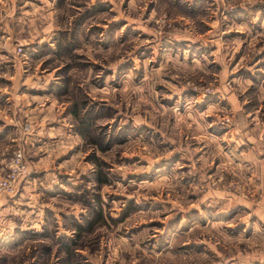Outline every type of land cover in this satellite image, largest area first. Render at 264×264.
<instances>
[{
	"label": "rangeland",
	"instance_id": "374dc122",
	"mask_svg": "<svg viewBox=\"0 0 264 264\" xmlns=\"http://www.w3.org/2000/svg\"><path fill=\"white\" fill-rule=\"evenodd\" d=\"M12 2L3 87L52 91L73 166L11 264H60L62 243L69 264H264V0Z\"/></svg>",
	"mask_w": 264,
	"mask_h": 264
},
{
	"label": "crops",
	"instance_id": "0c3cea01",
	"mask_svg": "<svg viewBox=\"0 0 264 264\" xmlns=\"http://www.w3.org/2000/svg\"><path fill=\"white\" fill-rule=\"evenodd\" d=\"M12 1H14L16 8L19 9V7L22 6V11L26 4L30 7L32 2L37 3L38 0H0V8L4 10H6V8L9 9V2L12 4ZM49 1L56 2L57 0H48V2ZM24 13L26 12L23 11V14ZM6 15L7 18L5 19L7 23L10 14ZM3 31L5 32V30ZM0 58V64H2L4 63L6 55L4 56L1 53ZM4 74L6 73H0V173L2 165L6 161L10 151L9 147L16 142L23 147V159L27 170H29V167L31 168L30 177H27L29 175L28 171V175L18 180L15 191L11 195H7L11 196V198L15 197L11 199L12 201H7L5 196H0V259L2 258L0 264H11L12 260L18 256V254L13 253L18 252L17 250H10V248L6 247L10 244L15 245L20 240L22 242L28 241L30 238H32L34 242H40L41 240V228H39V230L35 229V225L40 227L39 224L42 222L44 223V221L41 222L40 220V212L43 211V209H40L42 204L39 202L37 193L42 192V190H52L57 187L69 189L67 182L71 176L70 168L73 165H71L69 159L57 160V152L62 151L57 145L59 144L62 146L61 144H64V142H70L73 136L71 135L72 128L68 113L66 115L62 113L65 107L61 108L55 106L56 104L53 103L55 99H52V97L54 98L52 91L48 90L44 92L42 90H36V83L33 84V88H35L33 92H39L24 93L17 89V93L15 94V91L7 90V88L3 87V84L7 86L5 85V80L8 79ZM27 75L29 74H22L20 76V83L26 79ZM6 82H9V80ZM10 107L17 110V112L15 111V116L12 111H10ZM23 125H26L25 128H27V131H21L24 127ZM58 132H61V134H57ZM57 135H59V137ZM58 176L60 179H57ZM62 178H64V180H62ZM15 193L17 194L14 195ZM35 195L37 197H35ZM21 198L26 201H21ZM16 202L19 203L18 205L26 203L28 210L27 213H24V215L28 217V219H26V225L27 227L31 225L32 231L27 232L25 230L27 227H25V220L23 218H21V221L17 219L22 210L19 206L18 208L16 207ZM10 203L13 204L10 205ZM33 203L38 204L35 209L33 208ZM55 208V206H49L45 209L48 214L45 219H53V223H57ZM14 220H17L18 223ZM55 235L56 233H53V239H56L57 236ZM26 236L29 239H27ZM55 244L56 243H54V246ZM33 248L35 249V247ZM36 253L34 257H39L41 255L38 252Z\"/></svg>",
	"mask_w": 264,
	"mask_h": 264
},
{
	"label": "built area",
	"instance_id": "2783aa9c",
	"mask_svg": "<svg viewBox=\"0 0 264 264\" xmlns=\"http://www.w3.org/2000/svg\"><path fill=\"white\" fill-rule=\"evenodd\" d=\"M22 51L20 46L16 52ZM27 174V168L23 159V152L19 148L13 149L1 168L0 194H11L14 192L17 182Z\"/></svg>",
	"mask_w": 264,
	"mask_h": 264
},
{
	"label": "trees",
	"instance_id": "16d2710c",
	"mask_svg": "<svg viewBox=\"0 0 264 264\" xmlns=\"http://www.w3.org/2000/svg\"><path fill=\"white\" fill-rule=\"evenodd\" d=\"M80 122H81V120H80ZM99 150H104V146H100V148H99ZM97 171H100L99 169L97 170ZM101 174V171L100 172H96V180H98V183L99 184H102L103 183V181H105V178L103 177V176H101L100 175ZM94 223H98V215H97V217H96V221H95V219L93 220V222H92V225L94 224ZM89 226H91V224L90 225H88L87 226V229L89 230ZM77 230L78 231H76L77 233V235L78 236H81V235H83L84 233L82 232V227L81 226H78L77 225ZM60 246H61V249H62V255L61 256H59V263L60 264H69V262L71 261V260H73V259H71L72 258V254L73 253H75L76 252V249L74 248V249H72V247H73V245H66L65 243H62V244H60ZM74 246H75V244H74ZM2 261V258L0 259V262ZM53 262H50L49 264H52Z\"/></svg>",
	"mask_w": 264,
	"mask_h": 264
}]
</instances>
